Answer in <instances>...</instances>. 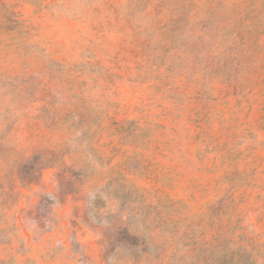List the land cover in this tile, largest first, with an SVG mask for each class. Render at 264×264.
<instances>
[{"label":"rangeland","instance_id":"374dc122","mask_svg":"<svg viewBox=\"0 0 264 264\" xmlns=\"http://www.w3.org/2000/svg\"><path fill=\"white\" fill-rule=\"evenodd\" d=\"M0 264H264V0H0Z\"/></svg>","mask_w":264,"mask_h":264}]
</instances>
